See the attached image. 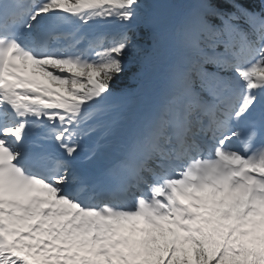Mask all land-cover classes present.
<instances>
[{
    "label": "snow or ice",
    "instance_id": "obj_1",
    "mask_svg": "<svg viewBox=\"0 0 264 264\" xmlns=\"http://www.w3.org/2000/svg\"><path fill=\"white\" fill-rule=\"evenodd\" d=\"M0 264H264V0H0Z\"/></svg>",
    "mask_w": 264,
    "mask_h": 264
},
{
    "label": "trees",
    "instance_id": "obj_2",
    "mask_svg": "<svg viewBox=\"0 0 264 264\" xmlns=\"http://www.w3.org/2000/svg\"><path fill=\"white\" fill-rule=\"evenodd\" d=\"M183 1L184 0H160V3L165 4V5H176L177 9H179ZM150 42L151 41H148V42L141 41L140 42L144 46V54L149 57V67L158 65V60L155 54L159 50L157 49L153 51V49L150 48L149 46ZM125 59L126 61L130 62L131 66L123 74V76L120 77L118 81L114 84V88L125 89V90H128L130 93H132L140 85V82L142 80V77L139 75L133 76V73H136L137 71L136 65H137V60L139 58L134 55H130L129 57H126Z\"/></svg>",
    "mask_w": 264,
    "mask_h": 264
},
{
    "label": "rangeland",
    "instance_id": "obj_3",
    "mask_svg": "<svg viewBox=\"0 0 264 264\" xmlns=\"http://www.w3.org/2000/svg\"><path fill=\"white\" fill-rule=\"evenodd\" d=\"M168 9H171V10H173L172 8H170V7H168ZM161 49L162 50H164V48L163 47H161ZM157 72V68H151V69H149V74L151 75L152 73H156Z\"/></svg>",
    "mask_w": 264,
    "mask_h": 264
}]
</instances>
